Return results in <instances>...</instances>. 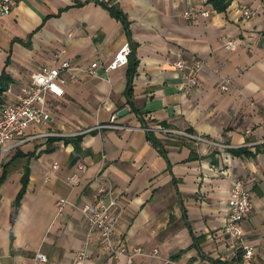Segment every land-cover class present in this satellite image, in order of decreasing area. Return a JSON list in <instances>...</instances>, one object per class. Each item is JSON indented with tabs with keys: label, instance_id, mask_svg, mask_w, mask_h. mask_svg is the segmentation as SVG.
<instances>
[{
	"label": "crops",
	"instance_id": "obj_1",
	"mask_svg": "<svg viewBox=\"0 0 264 264\" xmlns=\"http://www.w3.org/2000/svg\"><path fill=\"white\" fill-rule=\"evenodd\" d=\"M240 3L257 10L253 20L242 19ZM110 6L124 14L135 46L131 104L125 94L128 66L104 72L128 43ZM262 6L264 0H231L218 12L209 0H16L0 16V110L32 74L55 63L59 51L65 52L59 61L70 60L79 70L67 79L63 97L48 98L51 121L31 125L24 137H38L17 146L0 170V264H35L37 252L46 255V264H74L88 230L81 209L100 184L120 205L117 239L144 253L112 259L93 237L85 264H264ZM201 8L210 16L183 19L184 11ZM227 40L236 49H226ZM180 58L203 63L198 87L187 94L179 90L174 68ZM92 63L97 76L83 71ZM227 78L229 89L222 92ZM123 108L127 114L118 118ZM143 123L160 147L148 141ZM109 124L123 128L95 129ZM90 129L76 150L70 140ZM188 130L207 142L175 133ZM257 146L253 157L229 151L255 152ZM79 164L85 169L69 185ZM26 167L28 183L15 205ZM235 175L246 180L254 205L243 224L244 242L253 249L249 263L220 234ZM59 199L68 202L61 215Z\"/></svg>",
	"mask_w": 264,
	"mask_h": 264
},
{
	"label": "built area",
	"instance_id": "obj_2",
	"mask_svg": "<svg viewBox=\"0 0 264 264\" xmlns=\"http://www.w3.org/2000/svg\"><path fill=\"white\" fill-rule=\"evenodd\" d=\"M15 1L0 0V16L8 14L15 5ZM238 9L242 19L246 21L253 20L257 15V10L248 3H240ZM210 13L209 10L203 8L188 9L184 11L183 19L187 22H193L198 17H209ZM262 13L264 14V6H262ZM225 45V48L228 50H233L237 47L234 40H227ZM64 53L63 50L56 53L55 63L42 66L36 73L30 76L26 85L22 87L20 93L14 99L8 100L2 105L0 110V170L17 146L38 137H24V132L31 125L44 126L51 121L48 98L63 97L67 79H72L74 72L79 70V67L74 65L70 60L59 61ZM129 53V45L125 43L109 64L104 67L105 74L126 66L128 64ZM96 67L97 63H92L83 71L90 76H97ZM202 67L203 63L198 58H180L174 64V68L180 78L179 90L182 93L187 94L198 87ZM63 73H67V78L63 76ZM229 84L230 79H224L219 86L220 91L226 92L229 89ZM102 128L122 129L123 127L109 124L107 126H97L95 129ZM92 130H85L75 135H82ZM154 130L161 133L167 132L163 129ZM175 133L196 143L207 142L203 137L188 132L181 131ZM210 144L214 147H227L215 143ZM58 165L55 162L52 165V169L56 170L59 167ZM77 168L78 172L72 174L67 180L69 185L73 186L77 184L79 173L85 169L82 164H79ZM251 197L252 193L246 180L237 175L233 176L229 181L226 222L220 234L226 236L231 249L241 251V258L244 263H249L253 257V249L244 242L243 228L244 222L253 211L254 205ZM67 203L66 200L61 199L55 202L57 215L62 214ZM81 212L88 230L83 248L74 254V264H85L89 260L88 247L93 237L97 238L103 250L112 259H118L121 256L133 258L144 253L141 247L130 248L123 240L117 239L116 225L120 217V205L112 194V190L100 184L96 189L93 201L87 203L81 209ZM151 254L152 256H157L158 251L154 249ZM46 262L47 257L45 254L41 252L35 254V264H46Z\"/></svg>",
	"mask_w": 264,
	"mask_h": 264
},
{
	"label": "trees",
	"instance_id": "obj_3",
	"mask_svg": "<svg viewBox=\"0 0 264 264\" xmlns=\"http://www.w3.org/2000/svg\"><path fill=\"white\" fill-rule=\"evenodd\" d=\"M231 0H209V3L212 4V6L214 7V9L218 12H222L224 11L228 4L230 3ZM108 8V11L110 13V15L117 19V20H120L122 22V24L124 25L125 29H126V34L128 35V45H129V48H130V53H129V56H128V71H127V87H126V97L128 99V103L131 104V98H132V82H133V78H134V75H135V72H136V67H137V59H136V53H135V46L134 44L131 42L130 40V37H129V31H128V26H127V22H126V18L124 16V14L116 7V6H110V7H107ZM132 106V105H131ZM132 109L134 111L137 112V110H135V108L132 106ZM138 114V112H137ZM143 127H145L146 130V133H147V139L148 141H150L154 146L156 147H160V143L158 142V140L155 139L154 137V134L152 132V130H149L148 126H146L145 123H143ZM92 132V131H90ZM188 133H191V134H194V131L193 130H188L187 131ZM80 137L81 135H77L75 138V140H70V142H73L75 144V147H76V150H77V141L80 140ZM67 142V141H66ZM260 146H257L256 149H255V152H250L246 147H240V148H236V149H229V151L234 155V156H241V155H244V156H247V157H253L256 155L257 152L260 151ZM192 150V153L194 152V150L191 148ZM216 152H212L211 154H214ZM4 179V176L2 177V179L0 180V183L1 181H3ZM21 183H22V188L20 190V192L18 193L17 195V198H16V201H15V205L19 204L24 192H25V189H26V186H27V183H28V169L27 167L24 169V173H23V176H22V180H21ZM178 257V256H174V259ZM210 262L212 264H225L223 262H221L220 260H210Z\"/></svg>",
	"mask_w": 264,
	"mask_h": 264
},
{
	"label": "water",
	"instance_id": "obj_4",
	"mask_svg": "<svg viewBox=\"0 0 264 264\" xmlns=\"http://www.w3.org/2000/svg\"><path fill=\"white\" fill-rule=\"evenodd\" d=\"M126 114H127V109L123 108V109L118 111L117 117L121 118V117L125 116Z\"/></svg>",
	"mask_w": 264,
	"mask_h": 264
}]
</instances>
